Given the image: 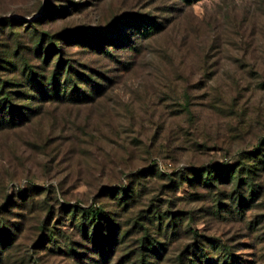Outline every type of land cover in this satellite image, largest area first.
<instances>
[{"label": "rangeland", "instance_id": "rangeland-1", "mask_svg": "<svg viewBox=\"0 0 264 264\" xmlns=\"http://www.w3.org/2000/svg\"><path fill=\"white\" fill-rule=\"evenodd\" d=\"M0 264H264V0H0Z\"/></svg>", "mask_w": 264, "mask_h": 264}, {"label": "trees", "instance_id": "trees-1", "mask_svg": "<svg viewBox=\"0 0 264 264\" xmlns=\"http://www.w3.org/2000/svg\"><path fill=\"white\" fill-rule=\"evenodd\" d=\"M97 219H96V216L95 214L93 213L92 214V225L94 226V229L97 230Z\"/></svg>", "mask_w": 264, "mask_h": 264}]
</instances>
